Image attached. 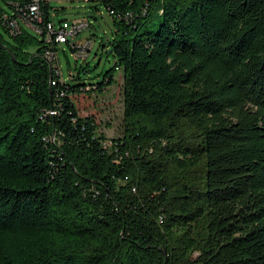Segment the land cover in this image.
<instances>
[{"label": "trees", "instance_id": "obj_1", "mask_svg": "<svg viewBox=\"0 0 264 264\" xmlns=\"http://www.w3.org/2000/svg\"><path fill=\"white\" fill-rule=\"evenodd\" d=\"M31 2L0 0V264H264V0H88L116 61L77 85ZM120 68L107 142L71 96Z\"/></svg>", "mask_w": 264, "mask_h": 264}, {"label": "rangeland", "instance_id": "obj_2", "mask_svg": "<svg viewBox=\"0 0 264 264\" xmlns=\"http://www.w3.org/2000/svg\"><path fill=\"white\" fill-rule=\"evenodd\" d=\"M96 3H84L79 1H56L51 4L50 18L58 25V21L64 19L67 22L81 20L88 24L81 33L70 41L73 46L91 44V49L87 51V57H76V51L66 44L54 42L55 49L51 55H45L50 74L56 76L52 71L59 70L60 77L71 85L94 84L102 80L103 75L114 67L115 58L110 54V42L114 35L115 27L112 17L99 6V10L91 9ZM61 9H64L62 12ZM32 35H37L34 29L24 27ZM91 43H90V42ZM87 44V45H89ZM86 53V52H85ZM53 63H55L53 65ZM58 65V66H57ZM53 67V68H52ZM113 80L107 86L104 93L89 94L78 93L71 96V99L78 109L81 117L92 118L97 127V132L104 135L107 142L120 140L124 137L125 124L123 120V103L121 94L122 70L121 68L112 72ZM79 75V79L70 80V76Z\"/></svg>", "mask_w": 264, "mask_h": 264}, {"label": "built area", "instance_id": "obj_3", "mask_svg": "<svg viewBox=\"0 0 264 264\" xmlns=\"http://www.w3.org/2000/svg\"><path fill=\"white\" fill-rule=\"evenodd\" d=\"M56 1H66V0H32V2L28 5L30 22L41 21V16H42L41 15V11H42L41 7L42 6H48L51 3L56 2ZM71 1H79V2L86 3L88 0H71ZM87 27H88V24L86 22L78 20V21H73L70 23L67 21H63L57 27L53 26L52 24L49 23V24H47L46 29H47L48 35H51V37L54 36V42H58L60 44H65L66 42H69L74 36L81 33ZM87 44H89V43H87ZM87 44L84 43L83 45H76V46H73V44H71L73 49H75L74 51H76L75 52L76 57H82V56L85 57L86 56L87 51H89L91 49V44H89V45H87ZM51 52L49 51L46 54L51 55ZM54 54H56V51ZM54 64L55 63H53V65ZM53 72H54V74H56V77L60 75L59 70H55Z\"/></svg>", "mask_w": 264, "mask_h": 264}, {"label": "water", "instance_id": "obj_4", "mask_svg": "<svg viewBox=\"0 0 264 264\" xmlns=\"http://www.w3.org/2000/svg\"><path fill=\"white\" fill-rule=\"evenodd\" d=\"M62 21H64V20H60L58 23H62Z\"/></svg>", "mask_w": 264, "mask_h": 264}]
</instances>
